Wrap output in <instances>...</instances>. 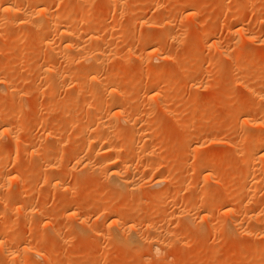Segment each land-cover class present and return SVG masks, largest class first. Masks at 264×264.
<instances>
[{
	"label": "rangeland",
	"instance_id": "374dc122",
	"mask_svg": "<svg viewBox=\"0 0 264 264\" xmlns=\"http://www.w3.org/2000/svg\"><path fill=\"white\" fill-rule=\"evenodd\" d=\"M21 1L17 2L20 9H33L32 0ZM64 1L48 0L45 13L85 33L65 44L60 33L47 38L46 30L36 31L29 21L13 23L14 17L0 4V240L5 242V248L0 246V264H7L5 255L10 250L14 259L20 256L16 264H239L242 259L243 264H264V163L254 178L248 177L243 169L247 156L239 153L255 127L252 122L247 125L243 113L251 111L255 118H262L256 128L264 127V0ZM169 9L173 21L161 28L158 17ZM152 13L157 14L155 21L148 19ZM90 20L96 29L88 39ZM244 22L249 26L247 33L237 35L238 43L234 27ZM248 34L257 41L248 40ZM44 40L49 45H43ZM68 43L73 49L62 47ZM83 46L92 53L88 50L89 62L79 57ZM129 46L134 47L132 53L125 52ZM108 47L114 48L111 54L116 56L107 51L110 56L103 58L101 52ZM97 55L105 63L97 64L99 80L120 84L127 96L113 109L98 113L94 104L109 99L108 91L96 93L67 81L84 76L86 68L96 64ZM62 58L72 64L66 66ZM231 58L236 67H245L244 76L238 75L236 67L230 70ZM37 61L49 66L50 72L62 62L63 74L72 76L67 75L58 87L52 73L46 71L44 76V70L35 69ZM152 70L164 75L163 82L146 81ZM245 81L262 83L263 98L254 101V95L243 87ZM5 83H14L21 94ZM131 96L134 99L128 103ZM16 106L22 109L17 114L25 118L7 136L5 125L17 116ZM127 120L137 121L143 135L133 136ZM99 121L111 130H95ZM50 132L57 134L47 139ZM26 133L29 136L23 141ZM90 134L110 138L112 143L101 140L96 142L98 147L88 148ZM111 144L132 161L135 187L126 189L108 173L97 171L108 152L111 155ZM152 149L157 155L149 153ZM165 180L178 192L172 195L178 202L159 212L160 221L156 218L150 226L153 210L142 214L137 205L155 201L168 185ZM17 184L24 194L33 195L22 204ZM209 200L212 204L198 212L199 204ZM227 200L237 202L249 214L244 219L248 233L242 235L233 227L228 233L221 227L228 221ZM63 203L70 208L57 212ZM208 219L217 227H209ZM137 234L140 246L133 236ZM213 238L220 240L213 242ZM68 240L69 250L63 253ZM153 241L159 242L158 248Z\"/></svg>",
	"mask_w": 264,
	"mask_h": 264
},
{
	"label": "bare ground",
	"instance_id": "6f19581e",
	"mask_svg": "<svg viewBox=\"0 0 264 264\" xmlns=\"http://www.w3.org/2000/svg\"><path fill=\"white\" fill-rule=\"evenodd\" d=\"M19 1H21V0H0V4L1 5H4L5 6V10L7 11V12H9L14 18L12 19V22L14 23V22H16V21H18V20H22V21H29L30 22V25L32 24L33 25V27L36 29V31H39L40 29V31H42L43 29L44 30H46L47 32H48V35H47V38H48V36L50 37V36H52L53 37V35L54 36H59L60 34H61V36H63V40L65 41V42H63L64 44L68 41H71V43H72V39H79V38H83V36H84V32L83 31H81V30H83V28L81 29V30H79V29H77V30H74V29H72L71 27V29L70 28H68V27H66V26H63L62 25V23L60 22V17H56V16H54V15H47L46 13L48 12V10H46V6L48 5V0H32L33 1V9L31 10V9H29V10H26L27 9V7H26V9H25V6H24V9L22 10V9H20L18 6H17V2H19ZM63 1V0H62ZM66 1V0H65ZM64 1V2H65ZM109 1V0H108ZM114 1V0H113ZM22 2V1H21ZM20 2V3H21ZM68 2V1H67ZM111 2V1H110ZM22 8V7H21ZM29 8V7H28ZM31 10V11H30ZM45 11H46V13H45ZM72 11V10H71ZM50 12V11H49ZM88 13V12H87ZM86 13V14H87ZM161 13V12H160ZM35 14V16H36V18H35V20L32 18V17H35V16H33ZM50 14V13H49ZM63 14V13H62ZM62 14L60 15V14H58V16H62ZM84 14V13H83ZM85 14V15H86ZM243 14V13H242ZM90 15V14H89ZM149 15V18L148 19H150L151 21H155L156 20V16H157V14L155 15V14H148ZM159 15V14H158ZM162 15V14H161ZM174 14H173V11L171 10V9H169V10H167V11H164V14L162 15V17H160V15H159V22H158V26L159 27H161V28H165V27H167V26H169V24L170 23H172V21H173V18H174V16H173ZM84 16V15H83ZM148 17V16H147ZM238 18V17H237ZM33 19V20H32ZM61 19H62V17H61ZM65 19H67V16H66V18ZM91 19V18H90ZM80 20H82V19H80ZM7 21V20H6ZM83 21H84V19H83ZM83 21H82V23H83ZM85 21H87V20H85ZM89 21V20H88ZM21 22V21H20ZM23 22V23H24ZM25 22V23H26ZM74 22V21H73ZM85 23V22H84ZM90 26H89V29L87 28V30H88V32H87V34H89L90 36H89V38L88 39H90V38H92L94 35V31H95V29H96V25H95V23H93V20L91 21L90 20ZM154 23V22H153ZM152 23V24H153ZM86 24V23H85ZM25 25V24H24ZM83 25V24H82ZM82 25H81V27H82ZM87 26V25H86ZM249 26V24L248 23H246V22H244V23H242L241 25H237V26H235L234 27V34L236 35H233V36H235V38L237 37V35H239V32L240 31H243V33L246 31L245 29L247 28ZM83 27H85L84 25H83ZM77 28H78V26H77ZM154 29V28H153ZM35 31V32H36ZM39 31V32H40ZM60 33V34H59ZM84 33V34H83ZM170 33V38H173V34H172V32H169ZM169 33H168V36H169ZM245 33H247V32H245ZM82 34H83V36H82ZM247 35V34H246ZM245 34H244V36H246ZM0 36H1V34H0ZM26 36V35H25ZM33 36V35H32ZM239 36H241V34L239 35ZM28 37V36H27ZM46 38V40H48ZM87 38V37H86ZM238 38V37H237ZM237 38H236V40H237ZM240 38V37H239ZM242 38V37H241ZM245 39H246V37H244ZM50 39V38H49ZM52 39V38H51ZM88 39H86V40H88ZM247 39L248 40H250V41H252V42H254L255 43V41H257V40H255V41H253L254 40V37L251 35V34H248V37H247ZM256 39V38H255ZM46 40H44V43H43V45L44 44H48V43H45V41ZM241 40H244V39H241ZM247 40V41H248ZM88 41H90V40H88ZM250 41H248V42H250ZM46 42H48V41H46ZM237 42L239 43V41L237 40ZM241 42V41H240ZM242 43V42H241ZM70 43H68V44H66V46L64 45V46H62L63 48H68V49H73L70 45H69ZM49 45V44H48ZM47 46V45H46ZM62 48V49H63ZM87 46H83V47H80V53L79 52H77V53H79L80 55H79V57L80 56H82L83 58H85V60L87 61V62H89L88 61V59H90V57L88 56V54H89V51L87 50ZM128 49V51H125V52H130V53H132V51L134 50V47L133 46H129V47H127ZM79 49V48H78ZM96 49V48H95ZM109 49V47L107 48V50H104L103 52H101L102 53V56H103V58H105L106 57V55L107 56H110V54H111V52L113 51V49L112 50H108ZM34 50V49H33ZM64 50V49H63ZM91 50H92V48H91ZM126 50V49H125ZM62 51V50H61ZM96 51H97V49H96ZM107 51L110 53L109 55L108 54H106L107 53ZM93 52V51H92ZM116 52V51H115ZM90 53H91V51H90ZM113 53V52H112ZM92 54V53H91ZM90 54V55H91ZM78 55V54H77ZM112 55L113 54H111V57H112ZM65 56V55H64ZM98 56V55H97ZM101 56V55H100ZM113 56H116V54L115 55H113ZM55 57V56H54ZM62 57H63V55H62ZM67 57V56H66ZM81 57V58H82ZM93 58L92 59H94V56H92ZM71 58H72V56H71ZM70 58V59H71ZM82 58V59H83ZM97 58H99V56L98 57H96V62H95V60H94V63H96L95 65H92V66H88L89 68H86V66L84 67V68H86L87 69V71H85V75L84 76H82L81 75V77L79 76H73V77H70V80H67L68 82L69 81H71L70 83L71 84H73L74 86H76V87H80V88H92L93 89V91L94 92H96V93H98V92H102V91H108V93H109V95L108 96H110V97H108L109 99H107V100H105V101H103V102H98V103H96V104H94V108H95V111L98 113V112H102V111H104V110H106V109H110L111 110V108L113 109V107H116V106H118V104L121 102V100L122 101H125L124 100V97L126 96V94H125V92H123L122 91V89H121V85L120 84H104L103 82H101L100 80H99V78H98V76L100 75V70H99V68H98V62L99 61H101L100 59H97ZM63 59V58H62ZM65 59V58H64ZM63 59V61L62 60H60V61H62L63 63H66L65 65L67 66L68 65V67H69V62H71V60H68V59H65L64 60ZM73 59V58H72ZM111 59V58H110ZM46 60V59H45ZM68 62H67V61ZM85 60H84V62L83 63H85ZM39 61V60H38ZM37 61V62H38ZM83 61V60H82ZM109 61V60H108ZM107 61V62H108ZM41 62V61H40ZM40 62H38L37 63V65L35 66V69L36 68H39V69H41V70H44V71H41V73L43 72H45L43 75L45 76V74H46V71L48 72L49 71V69H46V68H48L49 66H47V67H45V66H43V64H41ZM61 62V66H63V63ZM104 63V60L103 61H101V63ZM106 62V61H105ZM101 63H99V64H101ZM230 63H231V71L232 72H234L235 71V62H234V58L232 59L231 58V60H230ZM33 64V63H32ZM31 64V65H32ZM70 64H72V62L70 63ZM105 64V63H104ZM26 65H28V67H30L29 66V64L27 63ZM103 65V64H102ZM110 65V64H109ZM112 65V64H111ZM114 65V64H113ZM33 66V65H32ZM53 66V65H52ZM61 66H59V68L57 69H55V67L53 68L54 70L52 71V72H50L49 71V73H50V75H51V73H52V79H53V81L52 82H54V83H56V85H58V87H59V83H61L62 81H64L66 78H68V76L67 75H69V74H67V73H65V74H67V75H64L63 74V69L62 68H60ZM106 66V65H105ZM119 66V65H118ZM125 66H127V65H125ZM27 66H25V68H26ZM114 67V66H113ZM128 67V66H127ZM32 68V67H31ZM120 68V67H119ZM119 68H117V70H119ZM124 68V66H122L121 67V69H123ZM237 68V71H238V75L239 76H244L245 74H246V69H245V67L244 66H241L240 65V67H236ZM35 69H33V70H35ZM166 69V68H165ZM168 69V68H167ZM24 70V69H23ZM29 70V69H28ZM52 70V69H51ZM229 70V69H228ZM40 71V70H39ZM236 71V72H237ZM108 72H110V71H108ZM113 72L114 71H112V73L111 74H109L110 75V77L113 75ZM159 73L160 72H158V70H152V72L150 73V74H148V80H146V81H148L150 84H151V82L152 83H161V82H163V79L162 78H165V77H160L159 76ZM18 74V73H17ZM101 74H102V72H101ZM47 75V74H46ZM104 75H105V73H104ZM108 75V76H109ZM232 75V74H231ZM69 76H72V75H69ZM49 78L51 77V76H48ZM102 77V76H101ZM106 77H107V75H106ZM105 77V78H106ZM45 80H46V78H45ZM50 80H48V82H46V81H44V82H46V83H49V81ZM10 81V80H9ZM11 81H13V80H11ZM51 82V84L53 85V83ZM7 83V82H6ZM5 83V86H7L8 87V89L9 88H12V87H15V85H16V82H15V85H14V83H13V85L11 86V84L12 83H10V85H8L9 84V82H8V84H6ZM64 83H66V82H64ZM70 83H69V85H70ZM63 84V83H62ZM50 85V84H49ZM48 85V86H49ZM61 85V84H60ZM44 86H45V84H44ZM18 87V86H17ZM56 87V86H55ZM54 87V88H55ZM243 87L245 88V90L247 91V92H250L252 95H254L253 96V100L254 101H257L258 99H259V97H261V96H263V94L262 95H260V93H261V88H262V83H260V82H258V81H254V82H251V81H245L244 83H243ZM264 87V86H263ZM51 88H53L52 86L50 87V88H48V91L49 90H52ZM64 88H65V86H64ZM68 88V87H67ZM15 89H16V87H15ZM18 89V88H17ZM15 90V91H18V90ZM43 89V88H42ZM59 89V88H58ZM14 90V89H13ZM13 90H11L10 89V92L15 96V94H16V92L15 91H13ZM14 93H13V92ZM47 91V92H48ZM17 93H20L21 94V92H17ZM48 93H50V92H48ZM47 93V94H48ZM52 93H54V91L52 92ZM139 93H141V92H139ZM146 93V92H145ZM144 93V94H145ZM143 94V93H142ZM11 95V94H10ZM17 95V94H16ZM44 95V94H43ZM141 95V94H140ZM18 96L19 95H17V98H18ZM46 96V95H45ZM49 96V95H48ZM158 96H159V94H158ZM13 97V96H12ZM127 97V96H126ZM134 97V96H133ZM132 96L128 99V103H130L129 101H133V98ZM264 97V96H263ZM263 97H261V98H263ZM22 98V97H21ZM19 99H20V96H19ZM47 99H52L51 98V95L49 96V98H47ZM70 99H72V98H70ZM126 99V98H125ZM15 100V99H14ZM18 101V100H17ZM49 101V100H48ZM73 101V100H72ZM127 101V100H126ZM22 102V101H21ZM20 102V103H21ZM51 102V101H50ZM119 102V103H118ZM54 103V102H53ZM72 103V102H71ZM118 103V104H117ZM17 104V103H16ZM69 104V102L67 103V105ZM18 105V104H17ZM21 105V104H20ZM65 105V104H64ZM11 106V105H10ZM14 106H15V104H14ZM62 106V105H61ZM166 106V105H165ZM18 107H20V106H18ZM21 107H22V105H21ZM21 107L18 109L17 108V106H16V108H15V111H16V109H17V111L15 112L16 114H17V112H18V110L20 111V113H21V111H22V109H21ZM52 107V106H51ZM50 107V108H51ZM258 107H260V106H258ZM52 108H54V107H52ZM51 108V109H52ZM62 108V107H61ZM166 108V107H165ZM51 109H50V111H51ZM65 109V108H64ZM167 109V108H166ZM53 110V109H52ZM121 110V109H120ZM255 110V109H254ZM49 111V112H50ZM165 111V110H164ZM263 111V110H262ZM61 112V111H60ZM120 112V111H119ZM166 112V111H165ZM20 113H18V114H20ZM17 114V116L14 118V120H11V121H9L8 120V122H6V130L4 131L5 132V134H7V136H8V134L10 133L11 134V132H12V130L15 128V126L16 125H19L18 123H20V122H23L24 120V118H25V116H22L23 118H21V115H18ZM49 114H51V113H49ZM15 115V114H14ZM171 116V115H170ZM243 117H244V120L245 121H247V125H248V123L249 122H252L250 125H255V129L253 128H251L253 131H249V130H245V132L244 133H246V131H247V133H248V131L250 132V134L248 135V137L246 138L247 140L245 141V144L240 148L239 147V153H240V155L241 156H247L245 159H247L246 161V163H247V165H246V167H244L243 169H244V173H245V175H247L248 177H252V176H254L256 173H255V170L257 169V167H259L260 165H262L263 163H264V152H262L263 151V149H262V144H264V131H262V129L264 128V127H261L262 129L260 130L259 128L257 129L256 128V125H261L262 124V122L261 121H263L262 120V118H255L254 117V115L252 114V112L251 111H246V112H244L243 113ZM23 120V121H22ZM118 120V119H117ZM128 121V124L130 125L129 126V128H131L130 130H131V132H132V134H133V136L135 135H143V132H141L142 130L141 129H139L138 127H137V121H135V120H127ZM260 121V122H259ZM102 122V123H101ZM99 121V123L97 122V125H96V127H95V130H99V131H105V132H108L109 130H111V126H107L106 125V123L105 122H103V121ZM246 123V122H245ZM244 123V124H245ZM21 124V123H20ZM127 124V125H128ZM195 125H196V121H194L192 124H191V128H194L195 127ZM92 126V125H91ZM90 126V127H91ZM58 128V127H57ZM56 128V129H57ZM86 128V127H85ZM124 128V127H123ZM59 129H60V126H59ZM91 130V129H90ZM94 130V129H93ZM107 130V131H106ZM59 131V130H58ZM90 132V131H89ZM95 132V131H94ZM146 132V131H145ZM59 133H61V129H60V131H59ZM113 133V132H112ZM9 134V135H10ZM54 134H57V133H55V132H50V133H48L47 135H46V138L47 139H51V137L52 136H56V135H54ZM93 135V134H92ZM118 135V134H117ZM28 133H26L24 136H23V141L25 140V139H27L28 138ZM110 136V135H109ZM136 136V137H137ZM243 136H245V134L243 135ZM243 136H241V137H243ZM104 137V136H103ZM103 137H99V135L98 136H91V134H90V137L89 138H87V141H86V144H87V147L89 148V147H92V146H96V147H98L97 146V144H96V142L97 143H99L101 140H102V142L103 141H105V142H103V144L105 143V144H107L108 145V143L110 144V142H109V140H112V139H110V138H103ZM132 137V136H131ZM113 138V137H112ZM116 139V138H115ZM155 140H157V139H155ZM154 140V141H155ZM216 140V139H215ZM242 139H240V140H238V141H241ZM217 141V140H216ZM108 142V143H107ZM229 142V141H228ZM255 142H259L261 145H254L255 144ZM101 143V142H100ZM112 143V142H111ZM193 143V142H192ZM215 143V142H214ZM218 143V142H217ZM231 143V142H230ZM232 143H234V142H232ZM135 144V143H134ZM237 144H239V143H237ZM112 145V144H111ZM111 145H109V146H111ZM114 145V144H113ZM112 145V146H113ZM117 145V144H116ZM152 145V144H151ZM193 145V144H192ZM203 145V144H202ZM220 145V144H219ZM234 145V144H233ZM235 145H236V143H235ZM153 146V145H152ZM152 146L149 148V149H151L152 148ZM154 146H156V145H154ZM200 146V145H199ZM216 146V145H215ZM229 146V145H228ZM148 147V146H147ZM235 147V146H234ZM103 148V147H102ZM106 148V147H105ZM104 148V149H105ZM108 148V147H107ZM236 148H237V145H236ZM59 149V148H58ZM154 149V148H153ZM149 150L150 152L149 153H152V154H156L157 152L156 151H154V150ZM34 150H36V147H35V149ZM61 150V149H60ZM60 150H59V152H60ZM63 150V149H62ZM95 150V149H94ZM100 150H101V148H100ZM99 150V151H100ZM103 150V149H102ZM106 150V149H105ZM119 150V149H118ZM214 150V149H213ZM52 151V150H51ZM98 151V152H99ZM109 151L111 152L112 151V153H111V155L109 156V152H108V157L107 158H104L103 159V162H101L100 163V165H99V167H97L98 168V170L97 171H100L101 173H108L107 175L109 176V178H111V179H113L114 180V182L115 183H117L118 185H120V186H124L125 188L127 187V188H129L130 189V187L131 186H134V181L135 180H133L134 179V177H132V168H133V164L131 163L132 161L131 160H129V159H126L125 157H123V156H121L120 155V153H117L116 151H117V149L116 148H114V146L113 147H109ZM62 152V151H61ZM101 152V151H100ZM119 152V151H118ZM156 152V153H155ZM195 152V151H194ZM215 152V150L214 151H212V150H210L209 152H208V156H211L213 153ZM117 153V154H116ZM133 153V152H132ZM196 153V152H195ZM46 154H47V152H46ZM103 154H104V152H103ZM105 154H107V152H105ZM148 155V154H147ZM157 155V154H156ZM156 155H151V156H154L153 158H155L156 157ZM194 155V154H193ZM133 156H134V154H133ZM133 156H132V158H133ZM214 156V155H213ZM49 157V156H48ZM198 157V156H197ZM44 158H46V157H44ZM152 158V157H151ZM47 159V158H46ZM48 159H50V157L48 158ZM106 159V160H105ZM152 160V159H151ZM150 160H148V162H149ZM186 161V160H185ZM152 162V161H151ZM133 166H132V165ZM184 165V164H183ZM187 165V164H186ZM151 166V165H150ZM187 167V166H186ZM134 172H135V169H134ZM133 172V173H134ZM185 172V171H184ZM256 172H257V170H256ZM256 176V175H255ZM252 178H254V177H252ZM257 179H260V178H257ZM109 180V179H108ZM256 180V179H255ZM263 181V180H262ZM136 182V181H135ZM164 182H166V184H168L167 182H168V180H165ZM163 182V183H164ZM170 182H172V181H169V183ZM251 182H252V180H251ZM259 182V181H258ZM260 182H261V180H260ZM260 182L258 183V184H260ZM159 184H161V182L159 183V181L157 182V186L159 185ZM256 185V183H253V186H255ZM257 184V186H259ZM1 185V184H0ZM116 185V184H115ZM154 185H156V184H154ZM170 184H168V185H165L164 186V188L162 189V194H160L157 198H155L156 200L154 201L153 199H151V202L149 201V204L150 205H148V206H145V205H147V202H148V200L147 201H145L144 203L145 204H143L142 203V205L144 206V207H141V206H139V205H141V202H140V204L139 205H137L139 208L137 209L138 210V212H146L147 213V211H148V213H150L151 211H149V210H153V213H154V218L153 217H151L152 218V220L150 219V222H151V224H149L150 226L152 225V223H154L155 224V222H156V218H157V222H159L160 220L158 219V216L157 215H159L158 213L159 212H162V211H165L166 209H168L169 207H171V205H172V203H174V200L176 199V197H174V196H172L173 194H177V193H174V191H173V189L169 186ZM261 185H263L262 187H264V182H263V184H261ZM17 188H18V190L20 191V193H22L21 194V197H20V199H19V201H18V203H24L25 201H27V199L28 198H30L31 196H33V195H30V194H24V192H23V189H22V187H21V184L19 185V184H17ZM251 186V184L249 183V187ZM135 187V186H134ZM152 188H153V186H151ZM1 188H3V186H0V189ZM126 188V189H127ZM10 189V188H9ZM12 189H14V188H12ZM12 189H10V191L12 190ZM250 189V188H249ZM263 189V188H262ZM264 190V189H263ZM13 191V190H12ZM253 191H255V187H254V190ZM258 191H259V188H258ZM132 194H134V193H132ZM142 194V193H141ZM145 194H146V192H145ZM150 194V193H149ZM39 195V194H38ZM74 195V194H73ZM178 195V194H177ZM75 196V195H74ZM74 196H72V197H74ZM134 196H135V194H134ZM149 196H147V198H148ZM151 197V196H150ZM149 197V198H150ZM139 198V197H138ZM146 198V197H145ZM152 198V197H151ZM177 198H178V196H177ZM71 199V198H70ZM140 201V200H139ZM175 201H177V200H175ZM228 201V200H227ZM178 202V201H177ZM177 202H175V203H177ZM235 201H232V200H230V201H228V202H226V205H225V208H226V214H227V216H228V218H227V222H225L224 224H222L221 225V227L222 228H224V230L226 231V232H228L229 233V231H230V229L233 227V228H237V229H239L240 230V233L242 234V235H244V234H246V233H248L249 231H248V229L247 228H245V224H244V222H245V220L247 219V217L249 216V214L246 212V211H244V210H242L240 207H238V205H235L236 203H234ZM157 203V204H156ZM174 203V204H175ZM212 204V200H209V201H207V202H205V203H201V204H199V206H198V212H200V211H202V210H205L206 208H208L210 205ZM243 205V203L241 204V206ZM244 206H246V205H244ZM178 207V206H177ZM176 207V208H177ZM68 208H70L69 206H68V204H61V205H59L58 206V208L56 209V211L57 212H60V211H63V210H66V209H68ZM179 208V207H178ZM114 210V209H113ZM264 210V209H263ZM110 212V211H109ZM198 212H196V213H193V214H188V216L190 215L192 218L193 217H195L197 214H198ZM163 213V212H162ZM143 214V213H142ZM183 214V213H182ZM153 215V214H152ZM151 215V216H152ZM163 215V214H162ZM173 215H175V214H173ZM172 215V216H173ZM195 215V216H194ZM174 218H175V216H173ZM176 217H178V216H176ZM181 217V216H180ZM180 217H179V219H180ZM250 217V216H249ZM170 218H172V217H170ZM246 218V219H245ZM165 218L163 217V219H161V220H164ZM168 219V218H167ZM245 219V220H244ZM252 219V218H251ZM177 220H178V218H177ZM248 220V219H247ZM148 221V220H147ZM138 222V221H137ZM149 222V221H148ZM163 222V221H162ZM262 222H264V221H262ZM166 223H167V221H166ZM170 223V222H169ZM135 224V223H134ZM206 224L209 226V227H217V225L216 224H218V223H216V224H214V222L212 223L209 219L206 221ZM159 225V224H158ZM164 225V224H163ZM166 225V224H165ZM232 228V229H233ZM231 229V230H232ZM136 233V232H135ZM240 234V235H241ZM134 236V238H135V242H137L138 241V244L140 243V240H141V237L137 234V235H133ZM136 236L138 237V240H137V238H136ZM132 237V236H131ZM140 237V238H139ZM66 238H68V237H66ZM68 239H70L71 240V238H70V236H69V238ZM67 239H65V241H66ZM70 240H68L67 242H65V248H63V250H62V252L63 253H66V251L67 250H69V247H68V245L70 244ZM128 240V239H127ZM137 240V241H136ZM213 242H218L220 239L219 238H213ZM133 241V240H132ZM142 242V241H141ZM4 240L2 241V240H0V246H3L4 245ZM66 243H68V244H66ZM152 243H157V245H156V247L158 248V246H159V242H152ZM126 244V243H125ZM132 244V243H131ZM67 245V246H66ZM5 246V245H4ZM3 246V247H4ZM127 246V245H126ZM139 246H140V244H139ZM154 246V245H153ZM137 247V246H136ZM155 247V246H154ZM5 248V247H4ZM137 250V249H136ZM14 251V250H13ZM13 251H8L7 253H6V255H5V257H6V259L8 260V262H7V264H16L15 263V260L16 259H18L20 256H17L15 259L13 258V256H14V253H12ZM160 251V250H159ZM38 253L37 254H39V255H43L41 252L39 253V251H37ZM19 253V252H18ZM5 254V253H4ZM61 254V253H60ZM18 255V254H17ZM22 256V255H21ZM227 257H228V255H227ZM264 257V256H263ZM4 259V258H3ZM246 259V258H245ZM5 262V263H6ZM245 261H244V259H242L241 261H240V263L239 264H243ZM18 264V263H17ZM24 264H28L27 262H25Z\"/></svg>",
	"mask_w": 264,
	"mask_h": 264
}]
</instances>
